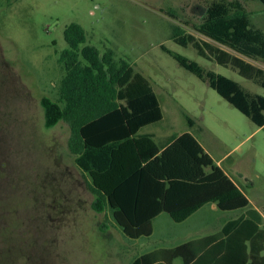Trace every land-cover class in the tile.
I'll list each match as a JSON object with an SVG mask.
<instances>
[{
	"label": "rangeland",
	"instance_id": "1",
	"mask_svg": "<svg viewBox=\"0 0 264 264\" xmlns=\"http://www.w3.org/2000/svg\"><path fill=\"white\" fill-rule=\"evenodd\" d=\"M213 1L0 0V264H132L153 250L214 234L221 219L209 208L185 223L163 213L154 221L152 236L133 240L109 211L93 210L91 179L68 148L69 126L62 122L46 128L41 106L44 96L58 98L65 75L59 56L68 47L64 30L72 23L85 29L89 45L114 50L117 60H127L152 84L164 117L143 133L159 138L192 134L264 216V127L172 55L185 56L264 97L263 87L232 67L174 42L175 25L205 40L193 25L201 23ZM240 1L252 24L264 31V2ZM243 213H226L224 218Z\"/></svg>",
	"mask_w": 264,
	"mask_h": 264
},
{
	"label": "trees",
	"instance_id": "2",
	"mask_svg": "<svg viewBox=\"0 0 264 264\" xmlns=\"http://www.w3.org/2000/svg\"><path fill=\"white\" fill-rule=\"evenodd\" d=\"M167 14L177 19L173 11ZM193 29L205 40L175 25L174 42L193 46L200 56L230 66L264 88V68L247 61L264 65V31L252 24L240 0L211 2ZM64 39L68 47L59 56L65 75L58 98L44 96L41 106L46 128L62 122L69 126L68 148L91 179L95 212L109 211L123 234L137 240L152 236L153 221L162 213L182 223L208 204L224 212L245 211L241 220L213 236L154 250L132 264H173L179 258L184 264H264V217L250 206L244 188L215 164L192 134L173 136L165 146L153 135L141 134L164 117L150 81L127 60H117L114 50L89 45L78 23L66 27ZM172 55L256 126L264 127L263 96L185 56Z\"/></svg>",
	"mask_w": 264,
	"mask_h": 264
},
{
	"label": "crops",
	"instance_id": "3",
	"mask_svg": "<svg viewBox=\"0 0 264 264\" xmlns=\"http://www.w3.org/2000/svg\"><path fill=\"white\" fill-rule=\"evenodd\" d=\"M145 129V128H144ZM143 129V130H144ZM143 130L141 131V134L142 135H153L154 136V139H155V141L159 144V145H161V146H165V145H167V143H168V141H169V139L171 138V137H173V136H168V135H162V137L161 138H159L157 135H155L154 133H152V132H148V133H143ZM179 136V135H178ZM218 165V164H217ZM219 167H221L220 165H218ZM222 168V167H221ZM223 169V168H222ZM223 171L231 178V179H233L224 169H223ZM205 208H209V210H210V212L212 213V215H217L219 218H221L220 219V222H219V225L216 227V232L214 233V234H212V235H209V236H213V235H215V234H217V233H219V232H221V231H223V229L226 227V225L228 224V223H232V222H237V221H239V220H241L244 216H245V211H244V213L240 216V217H237V218H235V219H226V218H224V214H226V213H232V212H224V211H221L218 207H217V205L216 204H208V205H206V206H204L203 208H201L199 211H197L195 214H193L190 218H188L186 221H184V222H182V223H185V222H188L189 220H191L194 216H196L197 214H199L202 210H204ZM259 211V210H258ZM234 212H237V211H234ZM260 212V211H259ZM261 213V212H260ZM163 214V213H162ZM161 214V215H162ZM262 214V213H261ZM161 215H159L156 219H158ZM262 216H263V214H262ZM264 217V216H263ZM155 219V220H156ZM154 220V221H155ZM154 221H153V233H154ZM153 235V234H152ZM209 236H201V237H199V238H196V239H193V240H189V241H187V242H185L184 244H186V243H188V242H191V241H194V240H201V239H204V238H206V237H209ZM183 245V244H182ZM181 246V245H180ZM178 247V246H177ZM171 248H175V247H171ZM161 249H163V248H161ZM165 249H169V248H165ZM157 250V249H156ZM154 251V250H153ZM152 252V251H151ZM148 253H150V252H148ZM147 254V253H146ZM144 255V254H143ZM179 259H181V258H179ZM177 260V259H176ZM175 260V261H176ZM183 260V259H182ZM174 261V262H175ZM174 262H173V264H174ZM183 264H184V262H183Z\"/></svg>",
	"mask_w": 264,
	"mask_h": 264
}]
</instances>
